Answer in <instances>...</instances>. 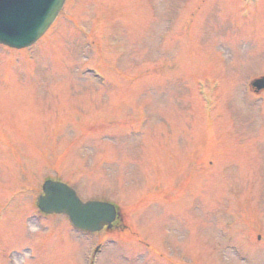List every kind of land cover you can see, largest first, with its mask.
I'll return each mask as SVG.
<instances>
[{
  "label": "rangeland",
  "instance_id": "374dc122",
  "mask_svg": "<svg viewBox=\"0 0 264 264\" xmlns=\"http://www.w3.org/2000/svg\"><path fill=\"white\" fill-rule=\"evenodd\" d=\"M260 75L264 0H68L0 46V264H264ZM53 177L123 222L41 214Z\"/></svg>",
  "mask_w": 264,
  "mask_h": 264
},
{
  "label": "water",
  "instance_id": "95a60500",
  "mask_svg": "<svg viewBox=\"0 0 264 264\" xmlns=\"http://www.w3.org/2000/svg\"><path fill=\"white\" fill-rule=\"evenodd\" d=\"M65 0H0V42L23 47L35 42L56 18ZM255 85L264 87V77ZM46 196L39 200L46 212H66L73 223L96 230L111 224L114 206L101 202H82L68 186L49 181Z\"/></svg>",
  "mask_w": 264,
  "mask_h": 264
}]
</instances>
